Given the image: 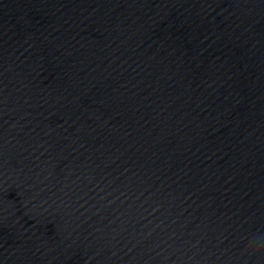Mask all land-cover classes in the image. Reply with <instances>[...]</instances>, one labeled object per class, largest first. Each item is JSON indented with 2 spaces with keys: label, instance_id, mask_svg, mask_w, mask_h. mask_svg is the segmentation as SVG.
<instances>
[{
  "label": "water",
  "instance_id": "obj_1",
  "mask_svg": "<svg viewBox=\"0 0 264 264\" xmlns=\"http://www.w3.org/2000/svg\"><path fill=\"white\" fill-rule=\"evenodd\" d=\"M0 264H264V0H0Z\"/></svg>",
  "mask_w": 264,
  "mask_h": 264
}]
</instances>
